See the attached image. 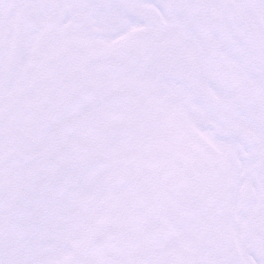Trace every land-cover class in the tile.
<instances>
[{
	"label": "snow or ice",
	"instance_id": "1",
	"mask_svg": "<svg viewBox=\"0 0 264 264\" xmlns=\"http://www.w3.org/2000/svg\"><path fill=\"white\" fill-rule=\"evenodd\" d=\"M0 264H264V0H0Z\"/></svg>",
	"mask_w": 264,
	"mask_h": 264
}]
</instances>
